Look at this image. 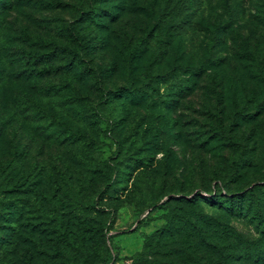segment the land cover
<instances>
[{"label":"rangeland","instance_id":"obj_1","mask_svg":"<svg viewBox=\"0 0 264 264\" xmlns=\"http://www.w3.org/2000/svg\"><path fill=\"white\" fill-rule=\"evenodd\" d=\"M2 8L0 40L24 35L26 49L52 51V67L71 69L37 83L35 105L26 90L22 107L6 108L0 95V264H103L106 249L109 264H264V221L250 213L264 215V0H0ZM168 35L180 47L134 69L135 53L157 51ZM12 50L0 54L10 84ZM184 56L214 63L210 88L180 101ZM245 186L257 188L246 217L221 208ZM204 219L216 233L205 229L199 248Z\"/></svg>","mask_w":264,"mask_h":264},{"label":"trees","instance_id":"obj_2","mask_svg":"<svg viewBox=\"0 0 264 264\" xmlns=\"http://www.w3.org/2000/svg\"><path fill=\"white\" fill-rule=\"evenodd\" d=\"M3 13H4V9L2 8L0 9V24L4 19ZM96 15H97L96 11L94 10L87 12V16L89 18H92V20H94L97 17ZM103 23L107 25L109 21L104 19ZM60 31H63V30H60ZM101 34L106 37L107 32L105 28L102 30ZM63 35L65 36L66 33L63 32ZM156 43L158 45L157 51L149 48L148 44H145L143 48H141L140 50L138 49L139 52H136L134 55V58L136 59L135 63H133L134 69L140 70L141 64H144V67H143L144 69L147 66H149L150 65L149 59L153 55L154 52L155 53L157 52L159 56L161 55H163V57L165 56L163 58L165 59L167 55H169L171 50L179 44V41L173 40L171 35H168V38L166 40L159 38L158 40H156ZM5 44L7 46H5ZM31 44L33 43L30 40L26 41V38L24 37V35H21V34H17V35L11 36L10 38L8 37L7 39L0 40V54L4 51H7V49L8 51L12 48H13L12 51H15V49L20 50V52L18 53L19 56L16 55V61L14 64L16 67L15 69L16 75H15L14 80L13 81L11 80L13 84H10L11 82H7L6 80H3V77L2 79H0V95L3 101L5 102L6 108H10L9 103H12V104L15 103L14 106H20V107L25 106L23 102L24 100H20L21 94L22 96H24L25 90L27 91L26 92L27 96H24L26 103L31 102L34 105L39 103L40 102V95H39L40 90L36 89L38 88L37 83L41 82L44 78H48V77H54V76L66 77V75L69 73L71 69V66L67 64L65 65V63L57 64L56 66L52 67L51 62L55 60V57H56L55 53L52 51H49V52L44 51L41 53L35 51L34 53H32V50H30V48L26 49ZM38 44H41V42H39ZM179 47H180V44L178 48ZM180 52L183 54L182 47L180 48ZM1 57L2 56L0 55V58ZM185 58H186L185 56L180 57V59L183 60L182 64L180 65V67L182 68L181 70L183 71L182 72L183 77L182 76L175 77L176 79L175 83H177L176 89L179 91L180 101H182L183 99L189 98V97H193V94L197 93L198 91L203 90L206 84L207 85L205 87L210 88L211 84H209V78H211L212 66H213L212 64L214 63L212 59H210L209 57H206V59L202 60L203 61L202 63L192 65V64H188L187 62H185ZM168 59L170 61V58ZM30 61H32V63L36 67H32L30 72L26 73L21 68V63L23 64V62H30ZM0 62H2V64H0V72L2 73L4 72L3 60H0ZM42 64L47 66L45 70L39 69L40 65L42 66ZM158 77H161V76H158ZM26 83H27V86L25 85ZM37 92L39 94H37ZM132 92L133 91H130L124 88V91H122L121 93L122 95H125L126 97H130L131 99L137 100V99L144 98V94L140 92L139 90H137L135 94H133ZM23 112H24L23 108L20 110V108L18 107V110H16L17 114L15 116V122L19 123V125L25 124L26 119L23 115ZM17 116H20L21 119L17 120L16 119ZM28 127H31L33 129H38L39 125L38 123H36V121L34 122L30 121ZM205 142L208 144H211V147H214L216 145L215 142L213 143L211 138L209 137L205 139ZM260 187L261 186H259V188ZM262 188H264V185L261 187V189ZM255 189L257 188L256 187L249 188V186L247 187L245 186L244 188H238L237 190L228 193L225 196L226 199L221 201V204H220L221 208L226 210L227 213L231 215H239V217L242 216L243 218L246 217L247 216L246 213H248L249 211V206H250L249 204L251 203L252 194H254L256 191ZM198 195L200 194L197 192L196 196ZM256 197L259 198V195L257 194ZM252 211L257 216L258 221L259 220L264 221V215L261 214V211H262L261 209H258L257 206H255L254 208H252L250 213H252ZM146 220H148V218L146 217L140 220L138 222V226L142 225L144 222H146ZM203 221H204L203 222L204 228L202 229L201 224H199V228H201V230H199V234L196 240L193 242V244L199 248H206L205 245H207L206 238H208V235L204 234V232H207V230L205 229L208 228L210 229V231H213L214 233H216V228L212 227V223L208 219H204ZM205 225H207L208 227ZM223 231H225L224 233L228 232V230L226 229H222V232ZM235 238L237 237H234V239ZM237 241L239 242L243 240L242 238L238 237ZM254 256L260 259L263 257L261 254L259 255L257 253H254ZM111 259H112L111 251L109 249H106L105 256H104L102 263L109 264L111 262Z\"/></svg>","mask_w":264,"mask_h":264}]
</instances>
